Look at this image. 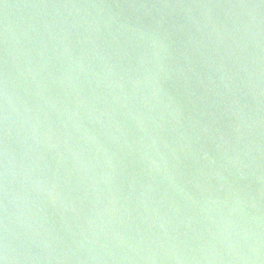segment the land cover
<instances>
[{"label": "water", "instance_id": "1", "mask_svg": "<svg viewBox=\"0 0 264 264\" xmlns=\"http://www.w3.org/2000/svg\"><path fill=\"white\" fill-rule=\"evenodd\" d=\"M0 264H264V0H0Z\"/></svg>", "mask_w": 264, "mask_h": 264}]
</instances>
